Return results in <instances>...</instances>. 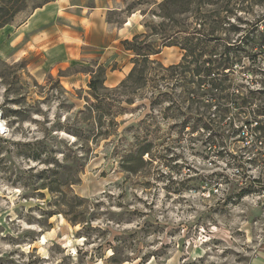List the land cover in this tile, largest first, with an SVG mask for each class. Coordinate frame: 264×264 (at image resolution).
Instances as JSON below:
<instances>
[{
	"label": "clouds",
	"instance_id": "obj_1",
	"mask_svg": "<svg viewBox=\"0 0 264 264\" xmlns=\"http://www.w3.org/2000/svg\"><path fill=\"white\" fill-rule=\"evenodd\" d=\"M0 264H264V0H0Z\"/></svg>",
	"mask_w": 264,
	"mask_h": 264
}]
</instances>
